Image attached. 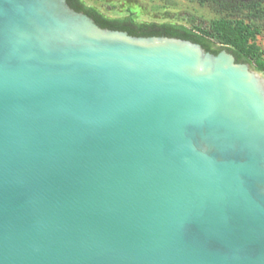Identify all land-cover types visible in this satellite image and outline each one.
Returning a JSON list of instances; mask_svg holds the SVG:
<instances>
[{
	"label": "water",
	"instance_id": "1",
	"mask_svg": "<svg viewBox=\"0 0 264 264\" xmlns=\"http://www.w3.org/2000/svg\"><path fill=\"white\" fill-rule=\"evenodd\" d=\"M0 264H264V75L0 0Z\"/></svg>",
	"mask_w": 264,
	"mask_h": 264
},
{
	"label": "trees",
	"instance_id": "2",
	"mask_svg": "<svg viewBox=\"0 0 264 264\" xmlns=\"http://www.w3.org/2000/svg\"><path fill=\"white\" fill-rule=\"evenodd\" d=\"M77 11L91 16L101 27L127 31L134 36H168L200 43L217 54L222 49L232 52L236 61L253 63L264 73V53L257 43L262 33L264 0H200L221 11L242 12V17L222 16L210 21L193 20L192 25L171 22H137L132 16L109 17L84 0H67Z\"/></svg>",
	"mask_w": 264,
	"mask_h": 264
},
{
	"label": "rangeland",
	"instance_id": "3",
	"mask_svg": "<svg viewBox=\"0 0 264 264\" xmlns=\"http://www.w3.org/2000/svg\"><path fill=\"white\" fill-rule=\"evenodd\" d=\"M109 17L132 16L137 22H171L192 25L193 20L210 21L222 16L242 17V12L229 13L200 0H84ZM257 43L264 53V20ZM255 67L253 63H248ZM257 70V69H256ZM259 71V70H258ZM261 72L263 75L264 73Z\"/></svg>",
	"mask_w": 264,
	"mask_h": 264
}]
</instances>
